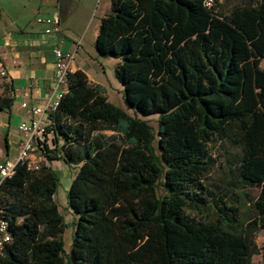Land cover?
Listing matches in <instances>:
<instances>
[{
  "label": "trees",
  "instance_id": "trees-1",
  "mask_svg": "<svg viewBox=\"0 0 264 264\" xmlns=\"http://www.w3.org/2000/svg\"><path fill=\"white\" fill-rule=\"evenodd\" d=\"M227 1L112 0L95 50L119 60L127 105L160 115L158 147L147 122L72 72L50 115L54 145L38 143L78 169L69 260L59 176L23 162L0 186L11 236L0 264H264V253L253 262L264 232V0ZM11 102L0 98V111ZM220 146L224 190L208 183Z\"/></svg>",
  "mask_w": 264,
  "mask_h": 264
},
{
  "label": "crops",
  "instance_id": "crops-1",
  "mask_svg": "<svg viewBox=\"0 0 264 264\" xmlns=\"http://www.w3.org/2000/svg\"><path fill=\"white\" fill-rule=\"evenodd\" d=\"M96 2L97 0H0V68L8 73L7 79L0 80V98L12 99L9 107L0 111V163L15 160L25 138L19 127L18 134L15 133L16 126L13 123L19 122L20 125L38 117L22 104L44 108L50 99L55 98L54 49L58 47L64 53H72L76 60L79 45L74 37H79L78 33L88 23ZM107 3L93 32L95 41L101 19L111 13L112 0L110 5L107 6ZM51 17H58L61 24L53 32L45 33V25L38 19ZM75 60L72 72L81 70L92 83L103 86L89 70L82 68L84 66L75 64ZM105 95L108 98L106 90ZM42 123L48 128L52 126L46 118ZM52 138L54 133L50 131L47 138L50 146L54 145ZM30 156L33 164L50 166L54 170L51 164L53 161L46 158L38 144Z\"/></svg>",
  "mask_w": 264,
  "mask_h": 264
},
{
  "label": "rangeland",
  "instance_id": "rangeland-1",
  "mask_svg": "<svg viewBox=\"0 0 264 264\" xmlns=\"http://www.w3.org/2000/svg\"><path fill=\"white\" fill-rule=\"evenodd\" d=\"M224 4H228L227 0H221ZM110 5V0H97V4L92 14L90 15L88 23L85 24L83 29L78 33L79 37L76 38V44L79 45V53L76 56L75 64L79 66H84L82 68L89 70L92 76H95L96 80L101 82L106 90L108 99L115 106L120 107L127 111L131 116L138 118L142 121L147 122L154 130L155 139L153 141V146L158 147V121L160 118L159 114H154L150 116H144L130 108L124 99L123 88L117 81L115 76V70L119 62L118 59L113 57H100L95 50V39H94V29H96L98 24V19L101 13L105 9V4ZM264 66V63H263ZM13 123V122H12ZM18 123H13L16 128V134H18L17 127ZM13 130V131H14ZM53 139V138H52ZM215 159V166L212 172L208 175V183L211 185H217L221 190L228 187L231 178L230 173L225 166V153L222 146L215 150L212 155ZM54 170L59 176V185L55 194V200L59 207L60 214L62 216L61 224L63 225V247L65 259L68 262L71 253L73 235L75 231L76 215L68 204V191L72 184V181L78 172V169L74 167L67 166L63 161H53L51 163ZM236 190V189H234ZM251 190H245L243 192H250ZM255 194L259 192V189H255ZM239 194L238 191H236ZM243 201V200H242ZM241 201V203H242ZM249 205L242 203L241 211L247 212L246 216L249 215ZM256 243L261 249V253L253 257V262L261 263L263 260L264 253V232L260 231L256 236Z\"/></svg>",
  "mask_w": 264,
  "mask_h": 264
},
{
  "label": "built area",
  "instance_id": "built-area-1",
  "mask_svg": "<svg viewBox=\"0 0 264 264\" xmlns=\"http://www.w3.org/2000/svg\"><path fill=\"white\" fill-rule=\"evenodd\" d=\"M38 21L45 25V33L53 32L61 24V20L58 17L39 18ZM54 55L56 57L55 87L57 94L55 98L49 100L47 106L44 108L35 105L29 106L27 103L22 104L23 107H29L30 111L38 115V117L29 122L24 121L19 125V130L23 133L25 138L21 143L17 158L15 160H6L5 162L0 163V186L5 180L11 178L15 174L16 168L20 163L28 162L29 168L36 169L39 167L31 162L30 155L38 143L47 142V138L50 136L48 126L43 125L42 121L46 118L48 124H52L50 115L58 109L61 100L68 91V81L70 74L72 73V64L75 60L74 54L64 53L58 47L54 49ZM7 77V71L0 68V80L7 79ZM9 241H11V236L8 232V223L5 220H0V252Z\"/></svg>",
  "mask_w": 264,
  "mask_h": 264
}]
</instances>
